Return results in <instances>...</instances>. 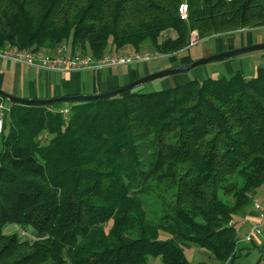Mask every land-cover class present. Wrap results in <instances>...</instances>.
<instances>
[{
	"label": "trees",
	"instance_id": "obj_1",
	"mask_svg": "<svg viewBox=\"0 0 264 264\" xmlns=\"http://www.w3.org/2000/svg\"><path fill=\"white\" fill-rule=\"evenodd\" d=\"M258 28L264 0H0V46L66 42L97 58L145 47L180 56L192 30ZM0 105V264H194L185 245L238 259L235 217L264 185V66L108 99ZM6 223L35 238L4 233Z\"/></svg>",
	"mask_w": 264,
	"mask_h": 264
},
{
	"label": "crops",
	"instance_id": "obj_2",
	"mask_svg": "<svg viewBox=\"0 0 264 264\" xmlns=\"http://www.w3.org/2000/svg\"><path fill=\"white\" fill-rule=\"evenodd\" d=\"M259 29L261 28L257 30ZM253 30L255 29L244 30V32L248 31V40L252 39ZM238 33H243V31ZM234 39V34L227 36L226 39L218 38L217 43L221 45V47H218L219 50L224 51L235 48ZM122 51L130 52L126 49ZM9 63H13L15 66H11ZM139 64H121L84 71H47L36 66L22 65L0 58V88L10 94L30 98L100 93L147 74V66ZM224 66L227 67L229 73L242 70V63L238 58L226 60ZM251 211L255 210L252 208L243 211L244 220H248V218L257 219V214H253ZM240 229L238 242L247 241L244 239V235L249 229V224L247 226L242 225ZM248 242L250 244L249 249L258 248L262 255L256 260V264H264V236L257 237L253 242ZM238 253V259L235 260L234 264L242 256V250L238 249Z\"/></svg>",
	"mask_w": 264,
	"mask_h": 264
},
{
	"label": "rangeland",
	"instance_id": "obj_3",
	"mask_svg": "<svg viewBox=\"0 0 264 264\" xmlns=\"http://www.w3.org/2000/svg\"><path fill=\"white\" fill-rule=\"evenodd\" d=\"M253 32L254 34L251 40H248L247 37L248 31L235 34V39H234L235 48L259 43L260 41L264 42V28H261L259 30L255 29L253 30ZM226 38L227 37H225V39ZM217 42H218V38L216 37H207L200 39L198 36V42H196L191 46H187L190 47L189 49L190 51L187 50L185 51L186 53L180 54V56L179 55L176 56L175 53L163 54V55L161 54L160 57L147 61L145 63H140L139 65L147 66L148 68L147 74L154 71H158L160 69L179 66L180 63H183L182 61H185L184 64L189 63L187 62L190 60L189 56L192 59H196L205 55L223 51V50H219L218 47H221V45H219ZM60 46L66 47L67 53L70 52L66 42L62 43ZM44 50L45 49L41 47L38 51L44 52ZM126 50L130 52H134V50L131 48H126ZM46 51L53 52V50L51 49ZM141 52H156V51L152 48L145 47L141 50ZM232 58H238L240 60V62L242 63V70L245 74L254 75L259 66H264V49L246 52ZM230 59L231 58L199 65L188 71L161 77L152 80L150 82H147L141 86L144 87V89L147 91H152V90L166 89L175 85H179L193 78L202 80L206 77L229 76L231 73L228 72L227 67L225 68L224 62ZM9 64L11 66H15L13 65V63H9ZM255 195L256 196L253 198V201L255 198H258L259 200H261V202L264 205V185L257 189ZM252 208H253V202L247 206V209H252ZM235 219L238 221L237 222L238 233L241 232L240 228L242 225L247 226L251 221V218H248V220H244V217L242 215L236 216ZM3 231L4 233L19 232L22 234L23 238L29 239L30 241H32L35 238V231L33 230L32 227H27L23 229L18 224L15 223H6V225L3 228ZM184 247L187 258L194 264H197L202 261L206 262L207 264H221V262H219L213 256H211L210 252L205 249H202L196 245H185ZM249 247L250 244L248 241L243 240L238 242L237 249L242 250V256L240 257V259L236 264H256V260L262 257L258 248L249 249ZM226 264H230V263L227 262Z\"/></svg>",
	"mask_w": 264,
	"mask_h": 264
},
{
	"label": "built area",
	"instance_id": "obj_4",
	"mask_svg": "<svg viewBox=\"0 0 264 264\" xmlns=\"http://www.w3.org/2000/svg\"><path fill=\"white\" fill-rule=\"evenodd\" d=\"M181 19L188 20V4L182 2L179 6ZM198 42V32L192 30L190 33L189 46ZM160 57L157 52H107L102 57H94L90 54L67 53L66 47L58 46L53 52H39L33 49H21L10 43L0 46V58L12 62L36 66L47 71H84L112 67L115 65L134 63H145ZM2 109L0 105V131L2 127ZM70 107L60 109L64 113L69 112ZM253 208L257 212V219H251L249 229L244 235L247 241H254L257 237L264 236V205L258 198L253 201Z\"/></svg>",
	"mask_w": 264,
	"mask_h": 264
},
{
	"label": "water",
	"instance_id": "obj_5",
	"mask_svg": "<svg viewBox=\"0 0 264 264\" xmlns=\"http://www.w3.org/2000/svg\"><path fill=\"white\" fill-rule=\"evenodd\" d=\"M263 49H264V42H259L255 44H250L246 46H241V47L232 48V49L220 51L217 53L205 55V56L196 58L192 62H189V63L181 64L179 66L168 67V68H164L158 71L148 73L135 80L125 83L121 86H118L111 90L100 92V93L63 95V96H55V97H48V98L47 97L46 98H30V97H22V96L10 94L0 88V97L5 100H8L11 103H20V104H27V105H43V106H51V105H56L60 103H74V102H86V101H94V100H100V99H108V98L117 96L119 94L128 92L136 87H139L147 82H150L152 80H155L161 77L185 72L199 65L232 58V57L241 55L246 52H251L255 50H263Z\"/></svg>",
	"mask_w": 264,
	"mask_h": 264
}]
</instances>
